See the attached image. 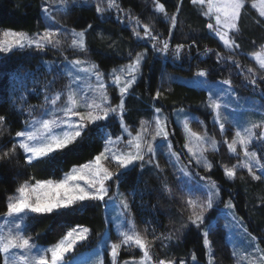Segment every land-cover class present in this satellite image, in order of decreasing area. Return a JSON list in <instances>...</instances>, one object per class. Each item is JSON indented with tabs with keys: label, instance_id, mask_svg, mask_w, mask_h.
Returning a JSON list of instances; mask_svg holds the SVG:
<instances>
[{
	"label": "snow or ice",
	"instance_id": "snow-or-ice-1",
	"mask_svg": "<svg viewBox=\"0 0 264 264\" xmlns=\"http://www.w3.org/2000/svg\"><path fill=\"white\" fill-rule=\"evenodd\" d=\"M81 3L87 4L89 0H44L41 5L43 18L53 21L57 15L68 16ZM104 3L106 7L96 5L101 18L105 12L115 10L117 20L124 24L126 16V26L131 27L133 36L137 41L146 40L152 52L166 58L171 55L174 60L190 57L191 48L196 45L195 39L191 44L172 43V33L178 31L183 0H178L171 14L163 3L153 0L155 13L162 14L163 21L168 25L167 36L156 31L152 21L144 22L139 17L134 18L130 11L125 12L118 0H104ZM190 3L201 16L207 18V30L218 39L227 53L225 55L205 45L200 55L213 53L218 66L226 71L236 70L235 76L243 79L241 87H250L254 93L264 97V88L261 87L264 84V42L257 50L245 54L257 67L244 66L238 58L242 50L239 41L243 38V17L255 10L253 23L264 28V0H190ZM120 13H124V16ZM56 23L59 25L58 20ZM90 30L94 31L91 23L81 30L62 25L53 30L52 25L48 24L43 32L29 34L9 29L0 33V55L5 57L51 50H56L60 55L70 52L77 57L69 59L64 56L62 68L55 61L51 62L49 74L57 75L45 85L41 105L27 103L21 94L19 100L23 103L17 111L20 115L26 113V116L19 130L13 133L8 117L0 114V137L5 133L10 137L0 144V162H10L22 156L27 169L45 164L50 166L46 178L37 179L29 174L16 186L13 194L7 196L5 212L0 215V264H87L74 253L78 245L83 246L84 242L89 241L93 235L92 229L77 223L70 226L57 242L41 244L33 235V225L29 221L34 222L40 217L82 215L88 208L97 205L111 209L113 214L109 215L108 222L113 224L117 242L109 243L112 232L106 230L102 240L103 251L94 252L95 264H105V253L110 257L109 264H186L184 259L177 261L167 255L160 258L152 249L157 241H160V247H168L174 238L179 239L182 230L189 228L201 234L207 250V264H215L210 236L217 230L220 218L226 220L223 227L233 237L239 238L238 242L229 240L236 264H264V247H261L264 240H258L249 232L243 218L238 216L232 198L223 200L220 184L196 170L211 172L215 165L208 154H218L220 146L225 145L236 160L231 166L219 165L228 180L237 178L238 169H246L253 180L264 181V103L239 95L233 86V75L229 72L227 78L208 88L207 100L202 105L211 112L213 124L218 125L222 138L218 141L208 133L204 121L184 108H177L172 115L176 118L175 123L182 128L184 143L180 149H176L169 139L175 135L170 127L173 121L162 105L155 104L163 95L161 89H157L152 97L151 119L141 120L138 128L125 121V100L137 95L134 88L148 59V49L129 51L127 64L105 72L98 63L88 58ZM195 76L205 84L209 70L198 69ZM60 78H64L65 83L57 89ZM108 81L113 89L119 90L118 103H113ZM32 92L40 95L37 89ZM12 104L15 108L16 101H12ZM250 115L259 116L260 119H250ZM103 121L108 123H98ZM113 122L117 123L120 132L110 130ZM191 123L201 125L203 132L193 130ZM92 125L96 127L92 128ZM230 131L233 132L231 139L228 138ZM85 139H99L101 150L86 162L64 171L57 162L70 155L66 149L82 144ZM158 155H162L165 165L172 168L177 183L169 181L165 167L157 159ZM146 168L159 180L156 191L162 197L177 200V193H180L179 228L157 232L153 222L142 219L141 223L147 227L143 232L138 229L134 210L143 208L142 203H136V197L139 195L143 200L139 185ZM136 169L140 170L141 175L135 184L129 185L128 177ZM122 185L128 190L121 191ZM214 208L217 210L214 214L216 223L206 215ZM132 248L139 250L138 257L122 259L121 250ZM190 260L192 264H198L195 252Z\"/></svg>",
	"mask_w": 264,
	"mask_h": 264
},
{
	"label": "trees",
	"instance_id": "trees-1",
	"mask_svg": "<svg viewBox=\"0 0 264 264\" xmlns=\"http://www.w3.org/2000/svg\"><path fill=\"white\" fill-rule=\"evenodd\" d=\"M43 2L44 0H0V32L11 29L32 34L37 31L43 32L48 24L52 25L53 30H56L60 25L68 29L81 30L91 23L94 31L90 30L88 33V46L90 49L88 58L98 63L104 71L127 64L130 59L128 57L129 51L148 49V59L142 67L141 77L134 88L137 95L136 97L129 96L125 100L127 109L125 120L130 125L138 128L141 120L151 119L152 97L157 89H161L163 95L160 100L155 101V104L156 106L162 105L171 120L172 113L177 108L192 111L199 120L204 121L208 133L214 135L219 141L222 137L218 125L213 124L211 112L202 106L207 100V93L204 90L186 86L176 80L180 76H193L198 69H208V78L212 81L227 78L229 72H231L233 86L237 88L239 93L260 96L258 93H254L250 87H241L243 79L235 76V69L226 71L224 67L218 66L213 53H209L207 56L200 55L204 51L205 45L221 52H224V50L218 39L207 30V18L199 14L198 9L191 5L190 0H183L178 17V31H173L172 43L173 45L177 42L191 44L195 39L196 45L191 48L189 58L182 57L180 60H174L171 55L166 58L152 52L151 45L146 40L137 41L132 34L131 27L126 26L128 25L127 17H124V24H121L117 20L118 14L115 10L105 12L103 18H101V14L96 11V5L100 4L101 7H106L104 0H89L87 4H78L68 16L57 15L56 20L59 21V25H57L56 20H44V14L41 11ZM159 2L165 5L169 14L175 11L178 4V0H159ZM118 3L125 12L130 11L134 18L139 17L144 22L152 21L156 31L167 36L168 25L163 21L162 14L155 13L153 0H118ZM119 15L124 16V13ZM255 16V10H251L248 15L243 17V38L239 41L242 50L238 57L242 65L254 68L257 65L248 59L245 54L257 50L258 46L264 42V28L253 23L252 17ZM252 41L256 43L253 44ZM138 45L141 46L138 47ZM224 54L227 53L224 52ZM64 56H68L69 59L77 58L70 52L60 55L56 50L44 53L27 52L9 57L0 55V114L8 117L13 133L22 127V121L26 116V113L20 115L17 111L23 103L19 100L21 94H23L24 100L31 105H41L43 103L45 85L52 80L51 75H53V73L49 74L43 59L63 61ZM80 58L84 57L81 56ZM60 80L61 78L57 80V85ZM261 87L264 88V84ZM33 89H37L40 95L33 93ZM261 98L264 100V97ZM12 101H16L15 108ZM98 123L107 124L108 121ZM91 127L95 128L96 125ZM170 127L175 132V135L171 136L173 146L180 149L184 143V134L175 122H172ZM191 127L195 131L203 132L201 125L197 123H191ZM111 128L115 133L119 132L116 122H113ZM232 134L231 131L228 133L229 139H231ZM9 139L10 137L5 133L3 137H0V144L7 142ZM101 148L102 143L99 139H94V141L85 139L82 144L78 143L71 146L70 149H66L65 151L69 152L70 155L62 158L57 164L62 166L64 171H69L71 167L86 162L89 158L98 154ZM73 149L75 151H72ZM208 155L214 161L215 166L212 171L196 170L202 176H211L220 184L223 200L227 201L232 198L233 203L236 205L237 214L243 218L249 232L256 236L258 240H264V181L253 180L246 169H238L237 178L234 181L228 180L219 165L227 164L231 166L236 163V160L228 153L225 145L220 146L218 154L209 153ZM158 159L161 166L165 167L169 181L173 184L177 183L172 168L165 165V158L158 155ZM49 167L45 164L39 168L27 169L24 167L22 156L10 162H0V215L5 212L7 196L13 194L19 183L27 178L29 174L34 175L37 179L46 178ZM140 175V170L136 169L129 175L128 184H135L137 177ZM158 185L159 180L157 177L150 174V170L146 168L142 176V182L139 185L143 200L141 201L139 195L136 197V203L138 205L142 203L143 208L134 210L136 223L141 232L147 227V225L141 223L142 219L153 222L157 232H167L174 227H180L181 212L178 202L180 193H177V200H169L156 191ZM121 188L123 191L128 190L123 185ZM216 211L214 208L206 214L207 217L213 218V223H216L214 215ZM184 215L186 216L187 213ZM224 221L223 218L219 219L217 230L210 236L213 241L215 264H236L231 247L227 243V231L223 227ZM29 223L33 225V235L42 244L57 242L70 226L77 223L87 226L92 229L93 235H91L92 240L90 243L84 246L83 249L95 245L106 226L104 207L98 205L88 208L82 215L77 214L63 218L40 217L34 222L29 221ZM261 247H264V243L261 244ZM152 252L160 258H165L167 255L177 261L181 259L190 260L191 254L195 252L198 264H207L206 249L203 246L201 234L191 228L182 230L179 239L174 238L168 247H160V241H157ZM138 255L137 252L136 256L138 257ZM125 256L128 255H122L121 257L126 258Z\"/></svg>",
	"mask_w": 264,
	"mask_h": 264
},
{
	"label": "rangeland",
	"instance_id": "rangeland-1",
	"mask_svg": "<svg viewBox=\"0 0 264 264\" xmlns=\"http://www.w3.org/2000/svg\"><path fill=\"white\" fill-rule=\"evenodd\" d=\"M0 33H2V32H0ZM73 59H75V58H73ZM248 59H250L251 61H253L250 56H248ZM63 61H55V62H56L57 65H59L62 68L63 67ZM43 62H44L45 66L47 67V70H48L49 65L53 61L43 59ZM253 63H254V61H253ZM109 71H105V72H109ZM54 75H57V73H53V75H51V79H53V76ZM176 80L179 81L180 83L186 85V86H189V87H192V88H197V89H200V90H204L207 93V96H208V88L216 86V84H218V82L221 81V80H219V81H212V80H210L207 77V82L205 84H202L200 82V78H196L195 75H193V76H180V77H177ZM64 83H65V79L64 78H61V80L58 83V85L56 84L57 85L56 88L59 89ZM108 84H109V92H110V95L113 97V103H118L119 102V90L118 89L114 90L111 87V82L110 81H108ZM238 94L241 95V96H243V97L251 98V99L255 100L257 103H264V100L260 96H258V95L244 94V93H239V92H238ZM185 111L194 114L192 111H188L186 109H185ZM194 115L197 117L196 114H194ZM249 118L250 119H254V120L260 119L259 116H255V115H250ZM175 119H176L175 116L172 115L173 122H175ZM176 125L178 126V128H180L182 130V128H181L180 125H178V124H176ZM190 126H191V124H190ZM110 130H112V128ZM119 132H120V129H119ZM169 139H171V136L169 137ZM157 143H159V138L157 140ZM157 159H158V157H157ZM121 191H123L122 188H121ZM112 214L113 213H111V209L110 208H108V209L104 208V219H105L106 226H105V229H104L103 233L101 234L99 240L92 247H90V248H84L83 249V247L84 246H87L90 243V241L92 240V237L90 236L89 241L84 242L83 243V246H81V245H78L77 246V250L74 253V255H76V256L80 257L81 259H83L84 261H86L87 264H95V255H94V252H95V250H101V251H103V247L104 246L102 244V240L104 238L103 237V234L105 233L106 230H109V231L112 232L111 240L109 241V243H111V242H117V237H116V234H115V229L113 227V224H110L108 222L109 215H112ZM224 222L226 224V220ZM226 231H227V243L228 244H229V240L230 239H234L237 242L239 241V238L238 237H233L232 234L229 233L227 229H226ZM229 246H230V244H229ZM231 250H232V248H231ZM137 252L139 253V250L138 249H135V248H132V249H129V250L122 249L121 250V253H120V256H122V255H128L129 257L128 256H125L126 258H122V257L121 258L122 259H131L133 256H136V253ZM104 258H105V264H109L110 257L107 255V253L104 254ZM185 261H186V264H192L191 260H186L185 259Z\"/></svg>",
	"mask_w": 264,
	"mask_h": 264
}]
</instances>
